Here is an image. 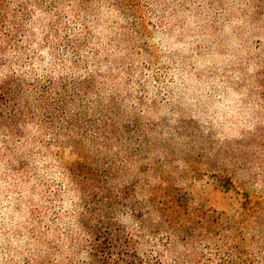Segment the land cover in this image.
<instances>
[{"label": "rangeland", "instance_id": "obj_1", "mask_svg": "<svg viewBox=\"0 0 264 264\" xmlns=\"http://www.w3.org/2000/svg\"><path fill=\"white\" fill-rule=\"evenodd\" d=\"M0 12V264L264 262V0Z\"/></svg>", "mask_w": 264, "mask_h": 264}, {"label": "trees", "instance_id": "obj_2", "mask_svg": "<svg viewBox=\"0 0 264 264\" xmlns=\"http://www.w3.org/2000/svg\"><path fill=\"white\" fill-rule=\"evenodd\" d=\"M0 22L3 23L4 17H2L1 12H0ZM2 24H0L2 26ZM0 50H2V42L0 43ZM6 90L5 86H2L0 89V95L4 94V91ZM12 92L14 93L13 89H7L6 94L11 95ZM7 124L0 126L1 128H6ZM117 249H112V252H109L107 254H100L97 251H94L91 254V262L90 264H162L159 258H153L154 262L149 260L148 258H140L139 256H134L133 258L130 257H125V255L122 253H116ZM240 253V251L238 250ZM237 253V252H236ZM178 262V261H177ZM222 264H264V262L260 263L255 261L254 259L248 257V256H243L240 255L237 256V260L232 257L231 254H228L224 258L221 259ZM46 264H53L50 263V260ZM180 264V262H178ZM182 264V263H181ZM202 264V263H198ZM216 264V263H213Z\"/></svg>", "mask_w": 264, "mask_h": 264}]
</instances>
